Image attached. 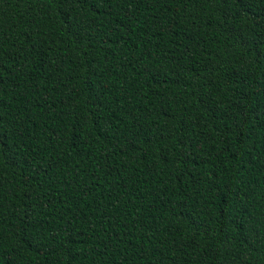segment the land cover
<instances>
[{
	"label": "trees",
	"instance_id": "trees-1",
	"mask_svg": "<svg viewBox=\"0 0 264 264\" xmlns=\"http://www.w3.org/2000/svg\"><path fill=\"white\" fill-rule=\"evenodd\" d=\"M0 264H264V0H0Z\"/></svg>",
	"mask_w": 264,
	"mask_h": 264
}]
</instances>
